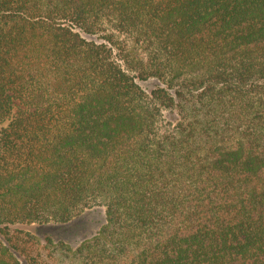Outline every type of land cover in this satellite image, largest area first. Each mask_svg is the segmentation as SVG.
Listing matches in <instances>:
<instances>
[{"label":"trees","instance_id":"1","mask_svg":"<svg viewBox=\"0 0 264 264\" xmlns=\"http://www.w3.org/2000/svg\"><path fill=\"white\" fill-rule=\"evenodd\" d=\"M93 206L75 247L22 227ZM21 258L264 264V0H0V264Z\"/></svg>","mask_w":264,"mask_h":264},{"label":"rangeland","instance_id":"2","mask_svg":"<svg viewBox=\"0 0 264 264\" xmlns=\"http://www.w3.org/2000/svg\"><path fill=\"white\" fill-rule=\"evenodd\" d=\"M139 84L145 91H149L157 84V81L149 79L147 81H139ZM165 120L173 121V118L165 113ZM104 222V207L93 206L83 210L80 214L67 222L29 224L22 227L34 234L41 243L45 242V238L49 237L54 242L63 241L70 246L75 247L82 240L94 235ZM20 262L21 264H25L22 258L20 259Z\"/></svg>","mask_w":264,"mask_h":264}]
</instances>
